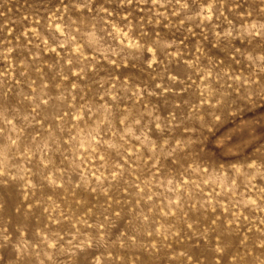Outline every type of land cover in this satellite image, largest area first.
Masks as SVG:
<instances>
[{
    "label": "rangeland",
    "instance_id": "rangeland-1",
    "mask_svg": "<svg viewBox=\"0 0 264 264\" xmlns=\"http://www.w3.org/2000/svg\"><path fill=\"white\" fill-rule=\"evenodd\" d=\"M0 264H264V0H0Z\"/></svg>",
    "mask_w": 264,
    "mask_h": 264
}]
</instances>
